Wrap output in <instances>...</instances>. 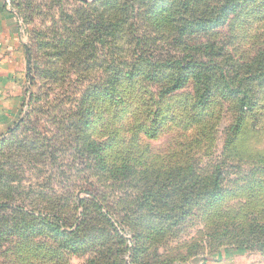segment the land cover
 <instances>
[{
    "label": "rangeland",
    "instance_id": "obj_1",
    "mask_svg": "<svg viewBox=\"0 0 264 264\" xmlns=\"http://www.w3.org/2000/svg\"><path fill=\"white\" fill-rule=\"evenodd\" d=\"M219 1L0 0L28 53L0 264H264V0ZM82 211L115 233L41 219Z\"/></svg>",
    "mask_w": 264,
    "mask_h": 264
},
{
    "label": "crops",
    "instance_id": "obj_2",
    "mask_svg": "<svg viewBox=\"0 0 264 264\" xmlns=\"http://www.w3.org/2000/svg\"><path fill=\"white\" fill-rule=\"evenodd\" d=\"M10 14L0 6V138L19 118L28 88L27 46Z\"/></svg>",
    "mask_w": 264,
    "mask_h": 264
},
{
    "label": "trees",
    "instance_id": "obj_3",
    "mask_svg": "<svg viewBox=\"0 0 264 264\" xmlns=\"http://www.w3.org/2000/svg\"><path fill=\"white\" fill-rule=\"evenodd\" d=\"M234 1H236V0H233L232 3ZM219 3H221V6L219 7V11H220V14H219L220 17L219 18L223 22L227 18L228 11L229 10L234 11L236 6L227 5V0H220ZM5 5L6 4L4 3L3 6L5 7ZM197 21L199 23L204 22V20L201 18L198 19ZM178 82H179V80L175 83V86L173 88L176 87ZM17 125H18V123H15L12 127H9L7 132H12L14 130V128H16ZM3 137H1L0 140H2ZM121 173H122V171H121ZM117 177H118V175H117ZM217 187H219L217 184V181L214 180L212 188H206L205 189L206 194L213 193L212 191L219 189ZM145 193L147 195V198L152 196V195H155L154 191L152 189L148 190V192L145 191ZM81 206H83V202H81ZM97 208L101 209V206L97 205ZM81 215L83 216V219H81L80 223L77 225V227L75 229L70 230V231H66L63 229V226H62L63 224H62V222H60L59 218L45 216V217H41V219L43 221H46V224L48 225V227L52 228L57 233L63 234L65 236L74 235L76 232H78V230H80V229L82 230L83 228L87 231H90L89 234H90L91 239H97L98 237H96V236H98V235H100L99 237H101V238H104V237L108 238V236L111 237V235L109 233H111V234L115 233L114 224L110 221L111 219L108 218V214L104 213L103 216H100L99 213H95L94 216L88 218V215H86L85 211H82ZM92 221H95L96 224H92ZM177 223H178L177 220L173 221V224H177ZM259 228L264 229V226H260ZM63 247H65V248L70 247L71 249H77V248H74L75 247L74 243L67 244L66 240H64ZM106 247L108 249L111 248V246H106Z\"/></svg>",
    "mask_w": 264,
    "mask_h": 264
}]
</instances>
